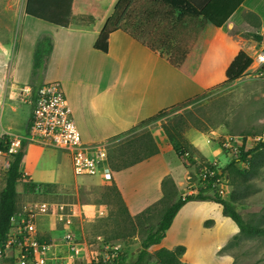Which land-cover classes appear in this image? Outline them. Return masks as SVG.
<instances>
[{"label":"crops","instance_id":"1","mask_svg":"<svg viewBox=\"0 0 264 264\" xmlns=\"http://www.w3.org/2000/svg\"><path fill=\"white\" fill-rule=\"evenodd\" d=\"M190 2L201 11L213 15L217 23L227 19L220 28L208 23L204 39L207 45L196 51L195 65L211 61L229 64L233 61L235 53L240 50L254 59L250 51L255 50L257 53L260 49L256 48L263 42L256 40V36L264 37V0ZM111 12L112 10L106 14L103 22L94 26L92 32L50 25L54 29L50 31L51 35L48 34L53 40V48L48 56L46 78L49 79L52 75V81L62 84L82 141L89 145L115 143L124 138L138 123L165 109L200 97L206 90V85L201 84L196 66L195 76L199 79L198 82L171 66L166 58L140 45L122 31H116L109 36L106 54L95 50L94 46ZM43 35L45 36H41ZM183 36L186 37V34ZM36 45H32L34 52ZM171 46L176 47V44L172 43ZM226 66L222 68L221 75ZM191 144L209 160L198 142L193 140ZM36 146L39 145L29 143L26 149L22 167L26 179L36 184L71 185L76 179L79 182L72 172L70 158L65 153H61V169L49 172L40 178L41 181H35L31 173H34L40 161ZM170 150L175 152L172 147ZM170 150L160 148L157 155L118 172L105 166L99 175L83 177L80 182L86 184L90 191H103L115 185L129 214L132 217L138 216L163 198L162 182L166 178H171L179 186L190 177L189 170L181 178L174 176V166L168 158ZM54 152L58 154V150ZM175 156L181 164L176 152ZM205 203L212 202L193 201L184 205L176 215L166 237L159 245L153 246L152 251L162 248L174 250L178 246H184L186 251L182 256V264H233L234 259L230 254H219V251L239 233V228L232 221L236 231H217L221 222L219 223L214 213L204 211L202 206ZM219 208L223 214V207L220 205ZM83 212H74L70 225L58 219V223L44 220V213H40V237L43 242L51 245V256L68 254L64 236L72 229L79 239L80 248L77 258L68 264L90 263L93 251L97 249L86 237L84 223L81 222L82 214H85ZM92 215H89L87 221L92 220ZM78 218L81 219V225L73 222L78 221ZM208 220L214 221L210 228L204 225ZM96 245L99 248V244Z\"/></svg>","mask_w":264,"mask_h":264},{"label":"rangeland","instance_id":"2","mask_svg":"<svg viewBox=\"0 0 264 264\" xmlns=\"http://www.w3.org/2000/svg\"><path fill=\"white\" fill-rule=\"evenodd\" d=\"M25 3L26 0H0V139L7 137L10 143L9 153L0 152V193L5 186L6 172L11 160L9 154L19 149L21 140H26L34 107L35 91L43 84L42 81L57 82L52 81L54 80L52 75L51 79L46 78L49 65L48 56L39 74L33 75L34 50L32 45L45 37L53 48V40L49 33L54 28L44 22L26 17ZM42 34L45 36H41ZM260 47L261 44L256 50ZM250 54L256 57L255 50L250 51ZM226 64L228 63L214 61L197 63L195 66L201 84L206 85V90L199 99L151 122L138 123L124 135V138L119 140L123 141L129 139L130 136L136 137L150 133L159 149L169 148L170 150L172 144L163 131V126L167 125L172 134L179 136V142L192 145L191 141L194 140L200 144L211 162L192 145L195 149L193 155L197 159V165L189 169L179 163L175 152L171 150L168 152V158L174 166V176L181 178L189 170L190 177L177 186L176 190L170 189V197L166 203L155 207L147 215L135 219L117 206L118 197L115 194L111 195L108 189L90 191L86 184L80 182L83 177H76L79 182L76 179L74 184H57L47 191L39 189L31 194L25 193L23 184L19 183L17 215L23 216L29 211H39L41 203L50 205L47 211L42 212L44 213L42 219L51 220L52 223H58L57 214L61 212L59 210L61 206L64 207L62 212L65 213L74 211L81 214L85 211L83 212L85 214H82L83 220L78 218V221L73 222H78L79 225L81 222L84 223L87 239L96 246L97 250L101 249L102 244L100 243L117 246L128 263L141 250L142 240L150 229L156 228L167 207L180 197L195 195L200 189L207 187L202 182L204 178L199 175V167L203 162L208 161L223 168L236 158L238 154L222 148V143L226 139L233 138L239 142L244 140L245 151L254 150L251 157L255 159L254 163L258 173L251 175L246 185L242 186H234L232 183L236 179L234 176L223 177L222 184L227 191L223 199H231L236 193L240 200L237 209L244 220L253 225L264 226V148L256 150L259 144L258 137L264 139V75L255 71L257 64L254 63L241 78L232 83L226 85L212 83L211 76L220 79L222 68ZM18 81L24 83H18ZM117 142L110 143L109 151L116 147ZM18 143L19 145L15 146L16 151L10 152L13 144ZM38 145L36 154L40 157V161L37 169L31 173L35 181H41V177L53 170L61 169V164L63 165L62 151L58 150L56 154L55 148ZM238 167L243 169L246 166L239 163ZM210 193L214 194V191ZM53 204L61 206L55 210L52 207ZM202 207L205 212L214 213L219 223L221 222L217 226V231L228 230L229 233H233L237 230L232 220L221 214L219 204L205 203ZM101 208L106 209L104 217L99 216L98 211ZM89 215L93 216L91 221H87ZM234 237L228 243L231 246L225 250L233 257V264H264V237L242 236L235 243ZM96 244H99V248ZM220 251L219 254H221ZM150 253L152 262L154 261L152 248ZM3 262L5 261L0 260V263Z\"/></svg>","mask_w":264,"mask_h":264},{"label":"trees","instance_id":"3","mask_svg":"<svg viewBox=\"0 0 264 264\" xmlns=\"http://www.w3.org/2000/svg\"><path fill=\"white\" fill-rule=\"evenodd\" d=\"M110 10L112 12L94 46L95 50L106 54L109 36L116 31H122L140 45L166 58L171 66L184 75L193 77L197 82L199 79L195 76L194 67L197 60L196 51L207 45V41L204 40L207 25L211 23L214 27L220 28L227 20L217 23L213 15L194 7L190 0H26L25 3V16L58 28L76 31L92 32L97 23L104 21ZM184 34L186 37L183 36ZM256 40L262 42L264 37L256 36ZM172 43H175L176 47L171 46ZM51 48L52 44L47 42L45 37L38 41L33 57V75L39 74L46 56L51 54ZM252 64L253 59L247 53L241 50L237 51L233 61L223 70L220 79L211 76V82L219 85L232 83L241 78ZM262 72L264 73V67ZM199 98L165 109L143 123L151 122L169 112H174ZM163 131L172 144L182 166L186 169L196 166L197 159L193 155L194 147L186 142H179V136L172 134L167 125L163 126ZM28 144L27 140H21L19 149L9 154L11 160L6 172L5 186L0 193V252L5 249L6 241L12 229V219L18 212V184L23 183L24 192L28 194L35 193L39 189L47 191L51 186L56 185L36 184L26 179L22 167ZM9 147L8 138H1L0 152L9 153ZM260 148H264L263 141H259L256 150ZM158 153H160V149L150 133L136 137L130 136L129 139L118 141L116 147L109 151L110 169L114 172L122 171ZM253 153L254 150L245 151V143L243 142L238 157L232 159L225 167L219 168L217 164L208 161L203 162L199 167V175L204 178L202 182L207 187L200 189L195 195L180 197L167 207L156 228L150 229L147 236L142 240L141 250L128 263L123 258L121 264H182V256L186 251L184 246H178L174 250L159 249L153 253L154 261L152 262V254L149 249L162 242L180 209L193 201H209L223 207V215L236 223L239 228L240 236L234 237V243L240 240L242 236L264 237V226L246 222L239 213L237 204L240 200L236 193L231 199H223L216 193H210L215 190L213 184L217 179L230 175L236 177L232 182L234 186L246 185L248 178L258 173L254 163L255 159L251 157ZM239 163H243L246 167L240 169ZM210 172L215 173V176L211 177ZM176 188L177 185L174 181L171 178H166L162 182L163 198L140 215L135 216V219L147 215L155 207H160L166 203L170 197V189L176 190ZM107 189L111 195L115 194L118 197L117 206L124 209L131 217L116 186L113 185ZM213 225V220L205 222L207 228ZM228 246L231 244L224 247L220 253L229 254L225 252Z\"/></svg>","mask_w":264,"mask_h":264},{"label":"built area","instance_id":"4","mask_svg":"<svg viewBox=\"0 0 264 264\" xmlns=\"http://www.w3.org/2000/svg\"><path fill=\"white\" fill-rule=\"evenodd\" d=\"M253 63L257 64L255 71L264 75L262 72L264 41ZM30 122L26 140L29 143L53 147L68 155L74 176L94 177L99 175L105 166L110 167L109 145L83 143L61 83H44L35 91ZM263 140L262 137L257 139V141ZM242 141L226 139L222 143V148L239 155ZM19 143L13 144L10 152L16 151L15 146ZM210 176H215V173L210 172ZM213 187H215L214 194L222 198L226 196L227 191L222 184V178L217 179ZM58 206L61 205H52L55 210ZM49 208V204L41 203L39 211H29L23 216L16 215L12 219V229L5 249L0 252V260L5 262L0 264H68L69 261L77 258L80 242L73 231H68L64 236L68 246V254L65 256H51V245L41 240L38 219L40 212L47 211ZM63 208V206L59 208L61 212L57 214L58 220L70 225V218L73 217L74 211L65 213L62 212ZM98 213L100 217H104L106 209L101 208ZM100 244H102L101 249L93 251L89 264H121L123 262V255L117 246L108 243Z\"/></svg>","mask_w":264,"mask_h":264}]
</instances>
